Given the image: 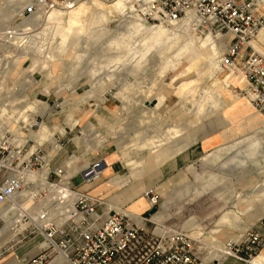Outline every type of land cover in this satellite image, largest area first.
Listing matches in <instances>:
<instances>
[{"label":"rangeland","instance_id":"obj_1","mask_svg":"<svg viewBox=\"0 0 264 264\" xmlns=\"http://www.w3.org/2000/svg\"><path fill=\"white\" fill-rule=\"evenodd\" d=\"M4 2L0 0V139L38 148L45 167L39 176L61 171L58 177L49 175L48 183L55 187H63L66 177V188L84 191L81 188L87 184L81 182L80 172L103 161L108 166L104 179L115 177L126 183L121 190L114 188L97 198L103 212L115 196L141 191L142 198L143 190L155 188L151 191L158 198L159 218H148L154 213L144 207L146 227L157 224L184 232L193 244L194 264H252L264 252V242L246 249L256 230L255 218L264 213V161L259 171L251 163L241 176L235 171L241 165L240 146H236L223 151L214 165L208 163L217 150L238 145L253 134L261 140L264 155V128L245 123L254 111L240 89H235L236 104L198 125L194 143L182 150L174 145L192 138L191 124L201 117L197 110H210L219 81L230 78L219 70L220 40L184 22L146 23L132 0H90L71 10L53 8L34 24L33 17L17 18L22 5L8 12ZM191 35L193 50H185ZM159 43L163 47L156 48ZM63 45L68 46L63 61L44 62L42 56L54 52L56 58V46ZM24 102L34 104L37 113H25L33 123L23 128L16 124V115ZM42 124L52 136L38 142L31 133L36 134ZM171 125L183 134L170 138L166 131ZM204 132L208 134L202 138ZM117 143L135 149L133 168L122 161ZM167 152L171 155L162 162ZM152 165L157 174L149 180ZM207 182L211 184L205 187ZM32 188L31 205L46 194L41 187ZM131 203L120 206L128 211ZM165 203L168 209L163 208ZM226 212L234 217L221 223ZM191 219L197 226L187 232ZM21 220L27 225L11 237L4 234L13 220L9 216L0 220V264L12 257L16 264L43 245L34 243L40 235L28 219Z\"/></svg>","mask_w":264,"mask_h":264},{"label":"built area","instance_id":"obj_2","mask_svg":"<svg viewBox=\"0 0 264 264\" xmlns=\"http://www.w3.org/2000/svg\"><path fill=\"white\" fill-rule=\"evenodd\" d=\"M33 1L34 4L24 7V16L33 14L38 8L48 9L63 1L76 3L81 0ZM135 1L140 10L145 11L148 22L180 21L190 13L196 19L199 32L227 35L229 40L219 58L222 71L238 73L242 77L244 87L240 90L241 95L264 122V42L259 50L251 45L260 31L264 36V0H150L148 4L142 0ZM104 165L100 161L84 168L79 174L81 182L87 184ZM43 167V154L38 148L30 150L26 143L13 145L8 138H2L0 209L17 207L20 194L38 185L37 181L26 180L25 174ZM60 173V170L47 173L45 181H49L50 174L58 177ZM68 191L74 196L70 212L60 224L49 220L45 211L39 212L41 233L49 242L17 264H50L58 252L68 264L195 263L193 244L184 233L165 229L155 233L154 226L146 227L150 216L103 212L98 199L74 188H68ZM143 196L148 203L146 209H154L155 212L157 196L152 191L145 192ZM255 228L247 250L262 246L264 216L257 220Z\"/></svg>","mask_w":264,"mask_h":264},{"label":"crops","instance_id":"obj_3","mask_svg":"<svg viewBox=\"0 0 264 264\" xmlns=\"http://www.w3.org/2000/svg\"><path fill=\"white\" fill-rule=\"evenodd\" d=\"M10 0H5L3 6L9 11L13 10L15 7H20L19 5L21 4V0H12L9 4ZM24 2H26L27 0H23ZM22 1V3H23ZM3 16L0 13V17ZM5 18L9 17V14L7 16H4ZM37 17H42V16H37ZM68 49V46H56L55 48V53H56V58L53 55L54 52H52V61L51 62H46L48 64L53 63V62H60L63 61V57L64 54L66 53ZM45 62V61H44ZM232 77H230L229 79L225 80V78H223L222 80L219 81V88L218 90L213 92V100H212V108L210 110H208L206 113L203 111L201 112L199 109L197 110V115L201 116L199 120H197V122H194L191 124V128H193L190 131V135H192V138L187 140L185 143H181V142H176L174 145L177 146L180 150L185 149L188 147L189 144L194 143L196 140V134L198 133V125H201L200 123L205 120L208 119L214 115L220 114V113H224L225 111H227L230 107H232L234 104H236V102L239 100L237 93L235 91L236 88H238V80L236 79H231ZM108 81V80H107ZM162 105V104H161ZM160 108L157 106V109ZM252 107L249 106V110H251ZM253 110V109H252ZM254 111V110H253ZM26 112H32V113H37L36 108L34 106V104L31 103H21V111L19 112V115H16L18 117L19 120H17L16 124L19 126H22L23 128L25 126H31L32 124V119H29L27 117V115L25 114ZM245 123H247V125L249 127H255V126H259L261 128H264V124L261 121V118L259 119V116H257V113H254V115L249 116L248 119H246ZM245 125V124H244ZM237 130V129H236ZM15 131V130H14ZM16 132V131H15ZM115 133V132H114ZM205 134H203V136H201L202 138L207 135V132H204ZM59 134L63 135V129L59 130ZM182 131L181 129L176 126V125H171L168 126L167 131H166V135H168L170 138H175L177 136L182 135ZM31 136L38 142H43L46 141L48 139H50V137L52 136V134L50 133V131L47 129V127L45 125H40L39 126V130L36 134H32ZM200 137V138H201ZM120 138V137H119ZM119 138L117 139L119 141ZM15 144V142H13ZM209 143V142H208ZM238 145H231L228 147H224L221 148L219 150H217L212 156L211 159L208 163H210L211 165H214L217 160L220 157V154L223 151H228V150H234L236 146H240V163L241 165H237L235 168V171H237L241 176L245 175L246 173H248V171L251 168V163L252 165H256V170H260L261 168V163L260 161H264V155H262L263 151L261 150V140L256 136V134H253L251 137H248L240 142H237ZM121 151H119V154L122 156V161L124 162V164L129 167V168H133L135 166L134 161L132 160L133 157L136 156V152L134 151L135 149L132 148H122L121 143H117V145ZM165 152V151H163ZM171 152H167L165 156H167V154H170ZM171 155V154H170ZM169 155V156H170ZM169 156H167L166 158H164L162 160V162H165ZM156 167L155 165H152L151 168L149 169V172L147 174V177L149 180H153L156 177V174L154 171H156ZM46 173H44L41 176V179L45 178ZM37 178H39V175L37 174ZM115 178V177H114ZM114 178H110V177H105L104 179V174H102V176L100 177V180H97L89 185H92L94 183H99L101 182L98 186H96V188L92 189L91 191H87L85 189H87L89 187V185H86L87 188H81L84 189L85 192H87L88 194H90V196H93L95 198H99L102 197V195L108 193L109 191H111L114 188L119 189L120 187H122L123 185H125L126 183L124 181H119V180H113ZM184 179V178H182ZM185 180V179H184ZM211 183L207 182L205 183V187L210 186ZM125 188V186L123 187ZM150 188V187H149ZM148 189V188H147ZM121 190V189H119ZM144 191V190H143ZM140 193L141 191H134L131 194H121L118 196H115L113 198L110 199V204H109V208L114 211V212H121V213H128L130 215H134V216H138L144 209V199L140 198ZM135 199H137V202H133ZM126 201H132L129 210L127 211L126 209H122L121 208V204L125 203ZM164 209H168V204L165 203L163 205ZM106 210H108V207L106 205ZM104 209V211H105ZM6 210V211H4ZM3 211V215L2 218H7L6 214H8L9 209H4ZM111 211V212H112ZM264 215L261 214L258 217L255 218V220L257 221L259 218H261ZM233 214L226 212L223 213V215L221 216V218L219 219V221L221 223L223 222H227L228 220H230L231 218H233ZM158 213L154 214L152 216V220L153 219H158ZM197 224L195 222L194 219H191L185 226V229L187 232H190L194 227H196ZM16 232H12L11 230L5 232L4 236H8L11 237L13 235H15ZM34 243H39L44 245V239L42 237V235H40L39 239L36 240V242ZM25 259V258H23ZM21 259V260H23ZM14 257H12L11 261L8 263V261L3 262L4 264H15L14 262ZM20 260H18L16 262V264L19 262ZM2 263V264H3ZM50 264H67L66 260H64L63 258H61L60 256H56L55 260L52 261ZM252 264H264V252L260 253L258 257H256L254 259V261L252 262Z\"/></svg>","mask_w":264,"mask_h":264},{"label":"bare ground","instance_id":"obj_4","mask_svg":"<svg viewBox=\"0 0 264 264\" xmlns=\"http://www.w3.org/2000/svg\"><path fill=\"white\" fill-rule=\"evenodd\" d=\"M21 0V4L22 5V10L20 11V13L18 14L17 18L19 20H24L26 18H29V17H33L32 18V24L34 23H38V19L39 17L37 16H46L50 11L49 10H52L53 8H59V7H62L64 10H71L73 8H75L76 6L82 4V3H85V2H88L90 0H81L79 2H74V3H71V2H66V1H63V2H60L58 3L57 5H55L54 7L52 8H48V9H44V8H38L34 11L33 14L29 15V16H24L23 15V9L24 7L26 6H29V5H32L34 4V1L33 0H27L26 2ZM101 1H104L106 3H110V2H114L116 0H110V1H105V0H101ZM134 2V4L137 6V2L135 0H132ZM144 2H147V4L150 2V0H142ZM120 2V1H119ZM116 3V6H120L121 4L120 3ZM138 7V6H137ZM147 8V7H145ZM138 9L140 10V8L138 7ZM48 11V12H47ZM46 12V13H45ZM140 17L142 18V20L146 23H148V21L145 19V11H143L142 9L140 11H138ZM52 18V17H51ZM185 23L184 25H189L188 27L192 26V28L195 30H197L196 28V19L192 16V14L190 13H186L185 16L180 20V21H164V20H161L158 22V25H165V24H176V23ZM155 25V24H154ZM209 33V32H207ZM3 34H6V33H3ZM211 34V33H209ZM214 37L218 40H220L222 46H221V52L219 53L218 55V66H219V70L221 72L222 71V67L220 66V63H219V58H220V55L223 53V50H224V46H226L227 44V41L229 40V37L226 35V36H223V35H220V34H215ZM195 37L193 35H191L190 37V42L188 43V46L186 47L185 50H193L190 46V43L191 42H194ZM169 38H167L166 40V43L169 42ZM264 42V36L262 34V32L260 31L258 34H257V37L255 38V40L252 41L251 45L255 47L256 50H259V46L261 43ZM163 46H161V43L158 44V46H156V48H161ZM47 52V51H46ZM40 56H42L40 54ZM44 57V60L45 62H51L52 61V55H49L48 57H45V56H42ZM228 77H232L236 80H238V88L241 90L243 89L244 87V83H243V79L242 77L238 74V73H229V72H225ZM247 101V100H246ZM154 101H152V104H153ZM249 104V103H248ZM256 113V112H254ZM33 123V122H32ZM32 125V124H31ZM1 140V139H0ZM11 143L13 145H16L12 142L11 140ZM22 145V144H21ZM31 150V149H30ZM106 164V163H104ZM88 167V166H87ZM86 167V168H87ZM45 167H43L41 170L39 171H34V172H29V173H26L25 174V178L26 180L28 181H37L38 182V187H41L43 188L44 192L46 193L45 194V197L42 198L39 202H37L36 204H33L31 205L30 204V201L32 199V193H30V191L33 189H28V192H23L20 194V199L18 201V206L17 207H5V208H1L0 209V220L3 222V219L2 218V215H3V212L6 211L4 209H9L8 211V214H6V217H11V219L13 220L12 221V226H11V230L13 232H16V234H19L22 229L27 225L26 223H22L21 219L23 217H26L29 221V223L31 225H33V227L39 232V235H42L43 239H44V245H39V246H36L33 251H31V255L35 254L38 249L40 250L42 247H44L48 241V239L46 237L43 236V234L41 233V226H42V223L40 221H38V214L39 212H43L45 211L46 214H47V218L51 221H53L54 223L56 224H60L62 223L64 217L66 216V214L68 212H70V208H72V201L74 200V196L71 194V193H68V188L67 187V179L66 177H63V187H55L53 185H50L48 184V182L45 181L46 179V176L45 178L41 179V177L39 176V178H37V174L39 175L42 174L44 171ZM108 169V166L107 165H104L103 168H101L99 170V173H96L95 170H93L95 173L93 174V176L87 181V185L97 181V180H100V177L102 176V174ZM48 173V172H47ZM151 189H155V188H148V189H145L143 192H142V198L144 199L145 201V208L147 207L148 203L146 202L145 198H144V193L147 192V191H151ZM77 190V189H76ZM79 191V190H77ZM83 193H86L87 195H89L87 192L85 191H81ZM159 193V192H158ZM50 195L51 197L50 198H47V196ZM19 196V195H18ZM90 196V195H89ZM93 197V196H91ZM64 198V199H63ZM95 198V197H94ZM67 199V200H66ZM97 199V198H96ZM62 200V201H60ZM42 201V204H41V207H39L40 209H35L36 208V205L37 204H40ZM161 204V203H160ZM159 204V206H160ZM4 210V211H2ZM62 211V212H61ZM109 212H111L112 210H110L108 208ZM106 209L104 212H107ZM114 212V211H112ZM158 211L154 212V214H156ZM118 213H121V212H118ZM152 213V214H153ZM142 214H140L141 216ZM151 215V214H150ZM134 216V215H132ZM153 215L150 216V218L152 217ZM137 217V216H135ZM155 227L154 231L155 233H161V229H165V230H168V231H175L169 227H165L163 225H153ZM177 231V230H176ZM180 233H184L182 231H178ZM186 235V234H185ZM187 236V235H186ZM52 243V242H51ZM226 255H229V250L226 248ZM58 256H60L61 258H63L65 260V257L61 255L60 252H58ZM67 262V261H66ZM68 264V263H67Z\"/></svg>","mask_w":264,"mask_h":264},{"label":"water","instance_id":"obj_5","mask_svg":"<svg viewBox=\"0 0 264 264\" xmlns=\"http://www.w3.org/2000/svg\"><path fill=\"white\" fill-rule=\"evenodd\" d=\"M152 103V102H151ZM154 209L149 210V214L153 213Z\"/></svg>","mask_w":264,"mask_h":264}]
</instances>
